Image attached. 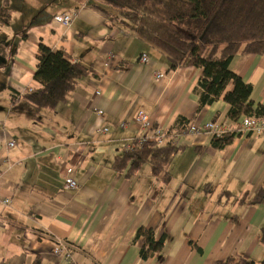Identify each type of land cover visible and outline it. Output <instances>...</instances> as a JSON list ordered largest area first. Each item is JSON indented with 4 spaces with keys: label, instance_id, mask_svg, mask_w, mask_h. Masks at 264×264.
<instances>
[{
    "label": "crops",
    "instance_id": "1",
    "mask_svg": "<svg viewBox=\"0 0 264 264\" xmlns=\"http://www.w3.org/2000/svg\"><path fill=\"white\" fill-rule=\"evenodd\" d=\"M7 1L13 17L0 24V264H31V252L43 264H68L53 253L58 241L73 246L78 264H215L235 255L260 262L264 206L247 201L264 188L263 137L237 134L215 149L211 133L182 135L168 183L149 165L131 178L112 167L142 133L140 112L166 130L180 117L217 123L224 133L238 129L224 94L193 119L202 70H170L164 54L95 8L100 0ZM65 13L74 14L69 25L56 20ZM41 43L92 74L36 120L19 99L41 88L34 79ZM230 69L264 105V55L237 56ZM13 94L19 101L12 103ZM68 176L77 190L64 189ZM143 226L166 239L163 252L146 261L135 241Z\"/></svg>",
    "mask_w": 264,
    "mask_h": 264
},
{
    "label": "trees",
    "instance_id": "2",
    "mask_svg": "<svg viewBox=\"0 0 264 264\" xmlns=\"http://www.w3.org/2000/svg\"><path fill=\"white\" fill-rule=\"evenodd\" d=\"M94 7L102 11L109 21L126 28L139 40L164 54L170 70L195 67L202 70L196 87L199 102L193 119L224 94L230 105L228 117L239 122L243 116H264V105L251 99L253 87L235 74L230 65L237 56L264 55V0H100ZM12 10L6 0L0 5V24L9 26ZM37 70L34 79L40 89L30 90L19 100L32 110V118L40 119L44 112H53L67 101L80 81L92 74V69L72 62L64 50L54 51L41 43L37 53ZM231 91H226L229 85ZM13 94L12 103L17 102ZM18 100V101H19ZM191 123L180 117L168 130L166 145L156 141L134 142L130 152L117 156L112 167L116 172L133 177L145 165L151 175L164 183L171 180L169 167L183 147L172 144L171 137L184 134ZM156 128V127H154ZM237 128L214 136L211 147L224 149L237 135ZM226 193V191H225ZM228 193V191H227ZM245 195L241 201H245ZM249 205L264 206V188L256 191L247 201ZM264 244V225L260 229ZM141 240V258L146 261L164 250L165 237L156 239L151 228L140 227L135 241ZM31 264H43L42 257L31 252ZM215 264H264L241 255L230 256Z\"/></svg>",
    "mask_w": 264,
    "mask_h": 264
},
{
    "label": "built area",
    "instance_id": "3",
    "mask_svg": "<svg viewBox=\"0 0 264 264\" xmlns=\"http://www.w3.org/2000/svg\"><path fill=\"white\" fill-rule=\"evenodd\" d=\"M74 17L73 13H65L63 15H59L56 17V20L59 23H62L64 25H69ZM149 57L147 55H143L141 60L143 62L148 61ZM164 75L158 74L157 77L160 79ZM99 115L103 113L102 110L97 111ZM137 121L141 124L142 127V133L136 137L130 144H128L125 147V152H130L134 148V142L142 143L146 141H156L159 145L163 146L166 145L170 138L167 137L168 130L162 129V128H154L150 118L148 115L144 114L143 112H140L137 116ZM103 131L107 132V129H104ZM204 132H208L213 134L214 136H219L223 134V130L221 129V125L217 123H207L203 126L199 125H193L190 124L187 130L184 132V134H176L171 137L172 144L175 146H178L179 139L182 135L186 134H193V135H200ZM237 134H250V135H257L264 138V116H243L239 120V127L237 129ZM16 144L14 141H11L9 143V147H14ZM69 173L72 172V169L68 170ZM79 188L78 183L75 179L68 176L66 177L65 183H64V189L66 190H77ZM73 246L70 245L67 242L64 241H58L56 244L55 249L53 250V253L57 256L63 257L67 260L68 264H78L73 259Z\"/></svg>",
    "mask_w": 264,
    "mask_h": 264
},
{
    "label": "rangeland",
    "instance_id": "4",
    "mask_svg": "<svg viewBox=\"0 0 264 264\" xmlns=\"http://www.w3.org/2000/svg\"><path fill=\"white\" fill-rule=\"evenodd\" d=\"M2 4V2H1V0H0V5ZM21 7V3H20V1H19V3H18V8H20ZM20 10H22V8H20ZM30 19H31V17H29ZM12 23V22H11ZM6 47H3V49H5ZM2 86V79L0 78V87Z\"/></svg>",
    "mask_w": 264,
    "mask_h": 264
}]
</instances>
